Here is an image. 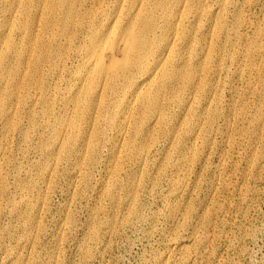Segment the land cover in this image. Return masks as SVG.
I'll return each mask as SVG.
<instances>
[{"label": "rangeland", "instance_id": "obj_1", "mask_svg": "<svg viewBox=\"0 0 264 264\" xmlns=\"http://www.w3.org/2000/svg\"><path fill=\"white\" fill-rule=\"evenodd\" d=\"M36 1L43 9L44 1ZM53 1L59 8L63 4ZM203 3L217 13L203 16L204 22L198 20L196 31L200 35L204 32L210 41L218 19L227 24L224 32L216 29L214 34L215 62L208 86L202 95L195 88L182 90L181 95L175 90L167 92L162 101L168 110L160 124L158 116L147 113L142 125L141 101L136 104L131 98L118 101L107 96L85 106L86 85L75 84L80 69L77 60L71 66L70 50L63 51L62 57L54 55L50 62H40L37 73L27 67L32 65L27 60L35 58L33 53L38 57L34 40L28 39L26 46L16 40L25 50L24 57L27 55L24 67L20 73L0 68L5 78L0 79V98L6 99L0 104V264H264V0ZM34 11L36 22L39 20L35 33L45 37V42L54 41L57 25L46 24V11L42 16ZM8 19L0 16V55L15 69V53L4 42L5 29L12 22ZM200 48L193 55H200ZM212 87L213 94L209 92ZM203 108L212 113L217 109L219 118L210 122ZM128 119L131 126L141 123L145 128L137 138L138 146L130 151L121 143L128 131L120 132L122 122ZM197 125L202 131L196 137L192 127Z\"/></svg>", "mask_w": 264, "mask_h": 264}, {"label": "bare ground", "instance_id": "obj_2", "mask_svg": "<svg viewBox=\"0 0 264 264\" xmlns=\"http://www.w3.org/2000/svg\"><path fill=\"white\" fill-rule=\"evenodd\" d=\"M44 5H42L36 0H0V16L4 20L8 21V18L12 19L11 25L5 29L6 41H4L8 49H12V54L16 56V61L18 62L14 66L15 69L7 63V60L3 56L0 58L1 69H7L10 71L19 72L24 67L26 63L24 52L16 43L19 39L22 44L28 39L34 40L35 50L38 51L34 54L35 58L28 63L32 65L27 66L33 68L35 72L39 71V64L43 62L47 63L53 58L54 55H63V51L72 52L73 62L71 66L76 65L79 69L78 77L74 79L75 84L81 83L80 85H86L84 88V100L83 104L87 107L99 100L98 103L104 98L111 97L119 101L122 98L123 101L133 99L136 104L141 101L139 108L143 109L141 116L142 125L146 118L145 114H153V116H158L157 120L160 123L166 117L167 103H163L162 97L165 98L167 92L176 91L175 93L181 95L182 90L195 88L197 94L205 92L206 86H208L210 70L213 67L214 61V51L216 49L213 43L214 34L216 29L221 32L224 30L225 25L224 20L218 19L213 28V37L209 41L204 38V32L196 31V25L198 20H200L205 15L212 16L211 10L205 7L203 0H61L62 6L59 8V4L56 5L53 0H43ZM57 1V0H56ZM60 0H58L59 2ZM40 2V0H39ZM207 2V1H206ZM209 2V1H208ZM43 3V2H42ZM208 5V4H207ZM225 4H223L224 6ZM237 5V4H236ZM211 6V4H210ZM222 6V7H223ZM212 9V7H210ZM39 12L41 14L46 11L47 21L44 23L57 25L58 32L53 35L54 41L45 42L46 39L42 38L41 34L35 33L36 23L33 13ZM223 10V9H222ZM34 11V12H33ZM237 11V10H236ZM240 11V10H239ZM33 12V13H32ZM222 12V11H221ZM223 13V12H222ZM240 13V12H239ZM39 14V15H40ZM221 14V13H220ZM236 14V13H235ZM238 14V13H237ZM36 15V14H35ZM44 15V14H43ZM219 15V14H218ZM42 16V14H41ZM40 16V17H41ZM216 16V15H215ZM222 16V14H221ZM220 16V17H221ZM236 16V15H235ZM38 17V18H40ZM37 19V18H36ZM44 19V20H45ZM207 19V18H206ZM202 20V19H201ZM212 20V19H211ZM216 20V19H215ZM10 21V20H9ZM8 21V22H9ZM43 21V20H42ZM203 21V20H202ZM205 21V20H204ZM203 21V22H204ZM210 21V20H208ZM226 21V20H225ZM5 22V21H4ZM7 22V23H8ZM50 22V23H49ZM215 22V21H214ZM6 23V24H7ZM41 23V22H40ZM202 23V22H200ZM241 23V22H240ZM214 24V23H213ZM3 25V24H2ZM51 25V26H52ZM55 25V26H56ZM204 25V24H203ZM202 25V26H203ZM212 25V24H211ZM240 25V24H239ZM238 25V26H239ZM5 26V25H4ZM7 26V25H6ZM49 26V25H48ZM201 26V27H202ZM213 26V25H212ZM45 27V24H44ZM50 27V26H49ZM46 26V28H49ZM53 27V26H52ZM50 27V28H52ZM218 27V28H217ZM234 27V26H233ZM54 28V27H53ZM210 28V27H209ZM227 28V27H226ZM57 29V28H56ZM42 30V29H41ZM212 30V31H213ZM55 31V30H54ZM57 31V30H56ZM210 31V30H209ZM38 32V31H37ZM41 32V31H40ZM53 33V30H51ZM199 32V33H198ZM218 32V31H217ZM224 32V31H223ZM49 33V32H48ZM238 33V32H237ZM25 34V35H24ZM44 35V32L42 33ZM54 34V33H53ZM206 34V33H205ZM227 34V32H226ZM4 35V33H3ZM201 37H200V36ZM208 35V34H207ZM232 35V34H231ZM2 36V35H1ZM51 36V35H50ZM218 36V35H217ZM222 36V34H221ZM220 36V37H221ZM230 36V35H229ZM4 37V36H3ZM2 37V38H3ZM18 37V38H17ZM1 38V37H0ZM48 38V37H47ZM66 39L67 43L62 44L61 39ZM204 38V39H203ZM218 38V37H217ZM216 38V39H217ZM230 38V37H229ZM240 38V37H239ZM249 38V37H248ZM219 39V38H218ZM226 39V38H225ZM18 40V41H19ZM61 40V41H60ZM202 40H205L202 42ZM208 40V41H207ZM222 40V39H221ZM244 40V39H243ZM2 41V40H1ZM64 41V40H63ZM33 42V41H32ZM216 42V41H215ZM241 42V41H240ZM29 43V42H28ZM1 44V43H0ZM21 44V43H20ZM31 44V43H30ZM33 44V43H32ZM31 44V45H32ZM33 44V45H34ZM218 44V43H217ZM241 44V43H240ZM4 45V43H3ZM182 45V47H179ZM222 45V44H219ZM218 45V46H219ZM249 45V44H248ZM2 46V44H1ZM24 46V45H23ZM26 46V43H25ZM197 47H201V54L193 55L194 50ZM220 47V46H219ZM225 47V46H224ZM223 47V48H224ZM232 47V46H231ZM4 48V47H3ZM27 48V47H26ZM31 48V47H30ZM217 48V46H216ZM2 49V47H1ZM6 49V48H5ZM7 49V50H8ZM29 49V48H28ZM222 49V48H221ZM234 49V48H233ZM248 52L251 53V49L248 48ZM246 49V50H247ZM1 51V50H0ZM11 51V50H10ZM9 51V52H10ZM36 51V52H37ZM40 51V53H39ZM220 51V50H219ZM222 51V50H221ZM220 51V52H221ZM8 52V53H9ZM28 52V50H27ZM32 51H30L31 53ZM35 52V51H34ZM235 52V51H234ZM240 52V51H239ZM2 53V52H0ZM5 53V52H4ZM66 53V52H65ZM224 53V49L223 52ZM249 53V54H250ZM6 54V53H5ZM69 54V53H68ZM247 54V53H245ZM31 55V54H30ZM30 55L28 57H30ZM222 55V54H220ZM235 55V54H234ZM69 56V55H68ZM245 56V55H244ZM9 57V56H8ZM12 57V56H11ZM10 57V59H11ZM233 57V56H232ZM235 57V56H234ZM180 59L176 62V59ZM193 58H196L193 60ZM251 58V57H250ZM221 59V56H220ZM14 60V59H13ZM65 60V59H64ZM83 60V61H82ZM217 60V59H216ZM240 60V59H239ZM14 61V62H16ZM53 61V60H52ZM56 61V59H55ZM82 61V62H81ZM41 62V63H40ZM60 62V61H59ZM53 63V62H52ZM57 63V61H56ZM64 63V62H62ZM66 63V62H65ZM228 63V62H227ZM235 63V62H234ZM219 64V63H218ZM14 65V64H13ZM49 65V64H48ZM58 65V64H57ZM217 65V64H216ZM41 66V65H40ZM44 66V65H43ZM46 66V64H45ZM54 66V64H53ZM63 68V64L61 65ZM22 67V68H21ZM47 67V66H46ZM59 67V66H58ZM57 67V69H58ZM238 67V66H237ZM247 67V66H245ZM41 68V67H40ZM48 68V67H47ZM61 68V67H60ZM59 68V70H60ZM26 69V67H25ZM24 69V70H25ZM222 69V67H221ZM29 70V69H28ZM27 70V72H28ZM31 70V69H30ZM43 70V67H42ZM75 70V69H74ZM217 70V69H216ZM8 71L6 73H8ZM48 71V70H47ZM45 71V72H47ZM64 71V70H63ZM66 71V70H65ZM219 71V70H218ZM225 71V70H224ZM4 72V71H3ZM34 72V74H35ZM53 72V71H51ZM59 72V71H58ZM61 72V71H60ZM74 72V71H73ZM30 73V72H29ZM36 73V74H37ZM42 73V72H41ZM49 73V72H48ZM62 73V72H61ZM76 73V72H75ZM236 73V72H235ZM10 74V73H9ZM16 74V73H15ZM27 74V73H26ZM33 74V75H34ZM40 74V73H39ZM43 74V73H42ZM55 74V73H54ZM60 74V73H59ZM77 74V73H76ZM215 74V73H214ZM227 74V73H226ZM2 72L0 71V79ZM8 75V74H7ZM25 74H23L24 76ZM32 75V76H33ZM47 75V73L45 74ZM63 75V74H62ZM20 76V75H19ZM26 76V75H25ZM28 77V75L26 76ZM34 77V76H33ZM40 77V76H39ZM59 77V75H58ZM63 77V76H62ZM234 77V76H233ZM241 77V76H240ZM7 78V77H6ZM140 78V79H138ZM212 78V77H210ZM3 79H5L3 77ZM1 79V80H3ZM25 79V77L23 78ZM32 79V77H31ZM37 79V78H36ZM72 79V78H70ZM69 79V80H70ZM17 80V79H16ZM18 83V81H16ZM27 80V79H26ZM35 78L33 79V81ZM47 80V79H46ZM56 80V79H55ZM214 80V79H213ZM217 80V79H216ZM4 81V80H3ZM32 82V80H30ZM66 81V80H65ZM68 81V80H67ZM212 81V80H211ZM229 81V80H228ZM14 82V80H13ZM21 82V81H20ZM19 82V83H20ZM36 82V81H35ZM38 82V81H37ZM40 82V81H39ZM38 82V83H39ZM63 82V81H62ZM73 82V81H72ZM218 82V80H217ZM222 82V81H221ZM11 83L10 81L8 82ZM26 83V81H25ZM24 83V84H25ZM30 83V82H29ZM33 83V82H32ZM55 83V81H54ZM57 83V82H56ZM61 83V82H59ZM58 83V84H59ZM214 83V82H213ZM219 83V82H218ZM223 83V82H222ZM21 84V83H20ZM28 84V83H26ZM37 84V83H36ZM49 84V83H48ZM73 84V83H72ZM3 85V84H2ZM1 85V86H2ZM16 85V83H15ZM57 85V84H56ZM12 86V85H11ZM54 86V84L52 85ZM68 86V85H67ZM73 86V85H72ZM79 86V84H78ZM5 87V86H4ZM15 87V86H14ZM18 87V86H17ZM23 87V86H22ZM60 87V86H59ZM84 87V86H83ZM220 87V86H219ZM11 88V87H10ZM41 88V87H40ZM39 88V89H40ZM57 87H53V90ZM69 88V87H67ZM75 88V86H74ZM236 88V87H235ZM3 89V88H2ZM1 89V90H2ZM6 89V87H5ZM12 89V88H11ZM21 89V88H20ZM50 89V88H49ZM66 89V88H65ZM82 89V88H81ZM210 89V88H209ZM213 87L210 89V93L213 91ZM8 90V89H7ZM4 91V90H3ZM2 91V92H3ZM10 91V90H9ZM17 91V90H16ZM19 91V90H18ZM47 91V90H46ZM66 91V90H65ZM78 91V90H77ZM82 91V90H79ZM82 91V92H83ZM219 91V90H218ZM217 91V92H218ZM21 92V91H20ZM166 92V93H164ZM12 93V92H11ZM9 93V94H11ZM53 93V92H52ZM78 93V92H77ZM174 93V94H175ZM8 94V93H7ZM3 94L4 96H7ZM81 94V93H79ZM213 94V92H212ZM1 95V94H0ZM13 94H11L12 96ZM23 95V94H22ZM21 95V96H22ZM32 95V94H31ZM38 95V94H37ZM40 95V94H39ZM74 95V94H73ZM192 95V93H191ZM194 95V94H193ZM192 95V96H193ZM202 95V94H201ZM234 95V94H233ZM17 96V95H16ZM50 96V95H49ZM61 96V95H60ZM78 96V95H77ZM76 96V97H77ZM168 96V95H167ZM177 96V95H176ZM186 96V95H185ZM210 94L208 95V97ZM217 96V95H216ZM220 96V95H219ZM38 97V96H37ZM48 97V96H47ZM82 97V96H81ZM100 97V99H99ZM169 97V96H168ZM175 97V96H174ZM179 96H177L178 98ZM181 97V96H180ZM179 97V98H180ZM211 97V96H210ZM24 98V97H22ZM53 98V96H52ZM190 98V97H189ZM195 98V97H194ZM212 98H214L212 96ZM211 98V99H212ZM4 98H0V104H3ZM11 99V98H10ZM16 99V98H15ZM25 99V98H24ZM72 99V98H71ZM78 99V98H77ZM81 99V98H79ZM108 99V98H107ZM114 99V100H115ZM167 99V98H166ZM172 99V98H170ZM169 99V100H170ZM174 99V98H173ZM176 99V97H175ZM200 99V98H199ZM198 99V100H199ZM6 100V99H4ZM9 100V99H8ZM43 100V99H42ZM51 100V99H50ZM64 100V99H63ZM69 100V99H68ZM74 100V99H73ZM168 100V101H169ZM189 101L188 99H186ZM195 99L192 100V102ZM197 100V99H196ZM210 100V98H209ZM52 101V100H51ZM50 101V102H51ZM105 101V100H104ZM109 101V100H107ZM106 101V102H107ZM138 101V102H137ZM191 101V100H190ZM220 101V100H219ZM6 102V101H5ZM70 102V101H67ZM66 102V103H67ZM76 102V101H75ZM81 100L79 101V103ZM177 102V101H176ZM190 102V104H193ZM13 103V102H12ZM54 103V102H53ZM72 103V102H71ZM78 103V105H79ZM96 102V104H98ZM111 103V102H110ZM118 103V102H117ZM127 103V102H125ZM180 103V102H179ZM195 103V102H194ZM200 103V101H199ZM213 103V102H212ZM216 103V102H215ZM33 104V103H32ZM49 105V103H47ZM69 104V103H68ZM82 104V105H83ZM113 104V103H112ZM135 104V103H134ZM189 104V103H188ZM210 104V103H209ZM52 105V104H51ZM67 105V104H65ZM100 105V104H98ZM103 104L101 103V106ZM131 105V104H130ZM205 105V104H204ZM222 105V104H221ZM15 106V105H14ZM53 106V105H52ZM105 106V105H104ZM103 106V107H104ZM192 105H190L191 107ZM194 106V105H193ZM192 106V107H193ZM206 106V105H205ZM216 106V105H215ZM17 107V106H16ZM24 107V106H23ZM33 107V106H32ZM79 107V106H78ZM125 107V106H124ZM132 107L135 106L132 103ZM180 107V105L178 106ZM177 107V108H178ZM186 107V106H185ZM189 107V108H190ZM191 107V108H192ZM207 107V106H206ZM218 107V106H216ZM233 107V106H232ZM235 107V106H234ZM13 108V107H12ZM49 108V107H48ZM51 108V107H50ZM49 108V109H50ZM95 108V107H94ZM98 108V106H97ZM102 107H100L101 109ZM107 108V107H104ZM129 108V107H128ZM176 108V107H175ZM11 109V108H10ZM45 109V108H44ZM43 109V110H44ZM53 109V108H51ZM81 110V108H79ZM90 109V108H89ZM99 109V110H100ZM109 109V107H108ZM118 109V107H117ZM127 109V108H126ZM125 109V110H126ZM136 109V108H135ZM170 109V108H169ZM231 109V108H229ZM21 110V109H20ZM57 110V109H56ZM77 110V108H76ZM85 110V108H84ZM84 110L81 113H84ZM95 110V109H94ZM113 110V109H112ZM120 110V109H119ZM129 110V109H127ZM133 112V109H131ZM140 109L136 110L139 111ZM171 110V109H170ZM196 110V109H195ZM204 110V108H203ZM221 110V109H219ZM10 111V110H9ZM18 111V110H17ZM49 111V110H48ZM52 110H50L51 112ZM79 111V110H78ZM96 111V110H95ZM124 111V109H123ZM135 111V110H134ZM187 111V110H186ZM190 111V110H189ZM205 115L213 122L219 116L217 109L215 113H212L208 108H205ZM213 111V110H212ZM46 112V111H44ZM69 112V111H68ZM88 112V111H87ZM92 112V111H90ZM102 112V111H101ZM100 112V114H101ZM109 112V111H106ZM173 112V111H172ZM182 112V111H181ZM180 112V114H181ZM197 112V111H195ZM234 112V111H233ZM6 112H4L5 114ZM9 113V112H8ZM33 112H31L32 114ZM54 113V112H53ZM59 113V112H58ZM95 113V112H94ZM99 114V111L97 112ZM105 113V112H104ZM103 113V114H104ZM111 113V112H110ZM118 113V111H117ZM122 113V112H121ZM120 115H123L121 114ZM7 114V113H6ZM20 114V113H17ZM41 114V113H40ZM45 114V113H44ZM67 114V113H66ZM71 114V113H70ZM77 114V113H76ZM75 114V116H76ZM112 114V113H111ZM126 114V113H125ZM137 114V113H136ZM140 114V113H139ZM147 114V115H148ZM184 114V113H183ZM189 114V113H188ZM186 112V115H188ZM193 114V113H192ZM197 114V113H195ZM22 115V114H21ZM47 115V113H46ZM81 118H82V114ZM107 115V114H106ZM105 115V117H106ZM109 115V114H108ZM119 115V117H121ZM130 115V114H129ZM132 115V113H131ZM135 115V114H134ZM169 115V114H168ZM167 115V117H168ZM194 115V114H193ZM203 115V114H202ZM8 116V115H7ZM34 116V115H33ZM51 117V114L49 115ZM62 115L60 114L59 117ZM67 116V115H66ZM74 116V115H73ZM92 116V115H91ZM90 116V117H91ZM96 116V115H94ZM102 116V115H101ZM111 116V115H110ZM133 116V115H132ZM132 116L131 119L133 118ZM185 116V115H184ZM191 116V114H190ZM198 116V115H197ZM48 117V115H47ZM128 117V118H129ZM137 117V116H135ZM139 117V116H138ZM151 117V116H150ZM171 117V116H170ZM195 118V116H193ZM8 118V117H7ZM53 118V117H52ZM63 118V117H62ZM74 118H79V115ZM96 118V117H94ZM99 118V117H98ZM107 118V117H106ZM110 118V117H109ZM118 118V117H117ZM156 118V117H154ZM169 118V117H168ZM173 118V117H172ZM186 118V117H184ZM189 118V117H188ZM198 118V117H197ZM196 118V119H197ZM219 118V117H218ZM61 119V118H60ZM89 119V118H88ZM123 119V118H122ZM131 119L124 120L120 127V132H127V136L123 138L126 146L134 150L137 145V138L144 132V127L136 124L131 126ZM134 119V118H133ZM181 119V118H179ZM192 119V118H191ZM190 119V120H191ZM6 120V119H5ZM36 120V119H35ZM56 120V119H55ZM62 120V119H61ZM76 120V119H75ZM78 120V119H77ZM81 120V119H80ZM104 120V119H103ZM117 120V119H116ZM121 120V119H120ZM182 120V119H181ZM188 120V119H187ZM189 120V121H190ZM219 120V119H218ZM63 121V120H62ZM83 121V120H82ZM97 121V119H96ZM101 120H99L100 122ZM135 121V120H134ZM166 121V120H165ZM175 121V120H174ZM186 121V120H185ZM186 121V122H189ZM194 121V120H193ZM197 121V120H196ZM43 122V121H42ZM59 122V121H58ZM78 122V121H77ZM98 122V121H97ZM98 122V123H99ZM119 122V121H118ZM138 122V121H137ZM169 122V120H168ZM176 122V121H175ZM7 123V122H6ZM5 123V124H6ZM50 123V122H49ZM48 123V124H49ZM61 123V122H60ZM64 123V121H63ZM79 123V122H78ZM90 123H92L90 121ZM89 123V124H90ZM95 124V121L93 120ZM92 123V124H93ZM97 123V124H98ZM107 123V122H106ZM156 123V122H155ZM154 123V125H155ZM164 123V122H163ZM172 123V122H171ZM181 123V121H180ZM191 123V122H190ZM197 123V122H196ZM219 123V122H218ZM228 123V122H227ZM73 124V123H71ZM91 124V126H92ZM96 124V125H97ZM100 124V123H99ZM138 124V123H137ZM166 123H164L165 125ZM176 124V123H175ZM182 124V123H181ZM184 124V122H183ZM182 124V125H183ZM192 124V123H191ZM207 124V123H206ZM18 125V124H17ZM62 125V124H61ZM69 125V124H67ZM81 125V123H80ZM101 125V124H100ZM110 125V124H109ZM116 125V124H115ZM133 125V124H132ZM167 123V127H168ZM180 125V124H179ZM186 125V124H185ZM184 125V126H185ZM194 125V123H193ZM212 125V124H211ZM58 126V125H57ZM65 127V124H63ZM99 126V125H98ZM120 126V125H119ZM200 126V125H199ZM198 125L192 127V133L195 135L198 130ZM220 126V125H219ZM62 127V126H61ZM79 127V125H78ZM77 127V128H78ZM106 127V126H105ZM110 127V126H109ZM154 127V126H153ZM157 127V126H156ZM155 127V129H156ZM161 127V126H160ZM166 127V128H167ZM176 127V125H175ZM178 127V126H177ZM181 127V126H180ZM68 128V127H67ZM66 128V130H67ZM72 128V127H71ZM94 128V127H92ZM91 128V130H92ZM96 128V127H95ZM98 128V127H97ZM103 128V127H102ZM174 128V127H173ZM11 129V128H10ZM90 129V127H89ZM160 129V128H159ZM169 129V128H168ZM176 129V128H175ZM6 130V129H5ZM55 130V129H54ZM65 129H61V132ZM65 130V131H66ZM98 130V129H97ZM106 130V128H104ZM103 130V131H104ZM118 130V127H117ZM148 129L147 131H149ZM154 130V128L152 129ZM151 130V131H152ZM161 130V129H160ZM171 130V129H170ZM173 130V129H172ZM177 130V129H176ZM10 131V130H9ZM64 131V132H65ZM80 131V130H79ZM95 131V130H94ZM93 131V133H94ZM102 131V133H103ZM179 131V130H178ZM25 132V131H24ZM75 132V131H74ZM88 132V131H87ZM91 132V131H90ZM154 132V131H153ZM158 132H160L158 130ZM187 132V131H186ZM66 133V132H65ZM92 133V134H93ZM96 133V132H95ZM119 133V134H121ZM170 133V132H169ZM175 133V132H174ZM173 133V134H174ZM177 133V131H176ZM190 133V132H189ZM207 133V132H206ZM23 134V133H22ZM25 134V133H24ZM60 134V133H59ZM62 134V133H61ZM68 134V133H67ZM66 134V135H67ZM72 134V133H70ZM74 134V133H73ZM72 134V135H73ZM78 134V133H77ZM85 134V133H84ZM97 134V133H96ZM96 134H94L96 136ZM149 132L147 133V135ZM160 134V133H159ZM188 134V133H187ZM201 134V132H200ZM55 135V134H54ZM63 135V134H62ZM122 135V134H121ZM146 135V136H147ZM170 135V134H169ZM176 135V134H175ZM191 135V134H190ZM59 136V135H58ZM88 136V135H87ZM95 136L93 137L95 139ZM124 136V135H123ZM121 136V137H123ZM142 136V135H141ZM152 136V135H151ZM166 136V135H165ZM171 136V135H170ZM189 136V135H188ZM198 135H196L197 137ZM211 136V135H210ZM25 137V136H24ZM47 137V136H46ZM56 137V136H55ZM64 137V136H62ZM85 137V136H84ZM92 138V136H88ZM148 137V136H147ZM146 137V138H147ZM191 137V136H190ZM205 137V136H204ZM26 138V137H25ZM58 138V137H57ZM60 138V137H59ZM81 138V137H80ZM145 138V139H146ZM152 138V137H151ZM154 138V137H153ZM152 138V139H153ZM157 138V137H156ZM169 138V137H168ZM173 138V137H172ZM55 139V138H54ZM65 139V138H64ZM70 139V138H69ZM68 139V140H69ZM87 139V138H85ZM83 139V140H85ZM109 139V138H108ZM150 139V137H149ZM181 139V138H180ZM196 139V138H195ZM200 139V138H199ZM202 139V138H201ZM213 139V138H212ZM25 140V139H24ZM90 140V139H89ZM144 140V138H143ZM154 140V139H153ZM177 140V139H176ZM185 140V139H184ZM189 140V139H188ZM187 140V141H188ZM216 140V139H215ZM65 141V140H64ZM147 141V140H146ZM145 141V142H146ZM150 141V140H149ZM147 141V142H149ZM170 141V140H169ZM183 141V140H182ZM203 141V140H202ZM213 141V140H212ZM52 142V141H51ZM62 142V140H61ZM74 142V141H73ZM72 142V143H73ZM93 142V141H92ZM91 142V143H92ZM100 142V141H99ZM98 142V143H99ZM142 142V141H141ZM152 142V141H151ZM154 142V141H153ZM197 142V141H196ZM60 143V142H59ZM64 143V142H63ZM76 143V142H75ZM74 143V144H75ZM166 143V142H165ZM185 143V142H184ZM62 144V143H61ZM84 144V143H83ZM87 144V142H85ZM174 144V143H173ZM186 144V143H185ZM46 145V144H45ZM91 145V144H90ZM94 145V144H93ZM96 145V144H95ZM98 145V144H97ZM96 145V147H97ZM143 145V144H142ZM147 145V143H146ZM149 145V144H148ZM202 145V144H201ZM66 146V145H64ZM80 146V145H79ZM84 146V145H83ZM89 146V145H88ZM138 146V145H137ZM181 146V145H180ZM188 146V145H185ZM184 146V147H185ZM72 147V146H71ZM90 147V146H89ZM102 147V146H101ZM114 147V146H113ZM142 147V146H140ZM139 147V151L141 150ZM147 146H144V148ZM154 147V146H153ZM175 147V146H174ZM191 147V146H190ZM199 147V146H198ZM81 148V147H80ZM95 148V146H94ZM98 148V147H97ZM126 148V147H125ZM75 149V148H74ZM93 149V148H92ZM143 149V148H142ZM188 149V148H187ZM185 149V150H187ZM69 150V149H68ZM73 150V149H72ZM144 150V149H143ZM148 150V149H147ZM151 150V149H150ZM112 151V150H111ZM120 151V150H119ZM76 152V151H75ZM125 152V151H124ZM141 152V151H140ZM192 152V151H191ZM77 153V152H76ZM100 153V152H99ZM114 153V152H113ZM137 153V152H136ZM135 153V154H136ZM79 154V153H78ZM116 154V153H115ZM144 154V152H143ZM170 154V153H169ZM94 156V155H93ZM154 156V155H153ZM208 156V155H207ZM118 157V156H117ZM143 157V156H142ZM166 157V156H165ZM59 158V157H58ZM192 158V156H191ZM79 159V158H78ZM167 159V158H166ZM165 159V161H166ZM171 159V158H170ZM81 160V159H80ZM143 160V159H142ZM84 161V160H83ZM111 161V160H110ZM114 161V160H113ZM164 161V162H165ZM90 162V161H89ZM120 162V161H119ZM145 162V161H144ZM162 163V161H161ZM177 163V162H176ZM119 164V163H118ZM121 164V163H120ZM170 164V163H169ZM186 164V163H185ZM205 164V162H204ZM115 165V164H114ZM140 165V164H139ZM164 165V164H163ZM167 165V164H166ZM88 166V165H87ZM150 166V165H149ZM75 167V166H74ZM81 168V166H80ZM87 168V167H85ZM182 168V167H181ZM203 168V167H202ZM205 168V167H204ZM74 169V168H73ZM115 169V168H114ZM146 170V169H145ZM162 171V170H161ZM91 173V172H90ZM181 173V172H180ZM111 174L112 171H111ZM147 175V174H146ZM83 176V175H82ZM141 176V175H140ZM171 176V175H170ZM174 176V175H173ZM53 177V176H52ZM75 177V176H74ZM137 177V176H136ZM156 177V176H155ZM179 177V176H178ZM83 179V178H82ZM154 179V178H153ZM183 179V178H181ZM137 180V179H136ZM123 181V180H122ZM135 181V180H134ZM72 182V181H71ZM76 182V181H75ZM117 182V181H116ZM140 182V181H139ZM186 182V181H185ZM48 183V182H47ZM119 183V182H118ZM184 184V183H183ZM112 185V184H111ZM115 185V184H114ZM175 186V185H174ZM177 186V185H176ZM182 186V185H181ZM187 186V185H186ZM185 187V186H184ZM129 189V188H128ZM134 192V191H132ZM138 192V191H137ZM110 193V191H109ZM136 193V192H135ZM133 194V193H131ZM137 195V194H136ZM135 195V196H136ZM138 197V196H137ZM133 199V198H131ZM130 200V199H129ZM137 204V203H136ZM133 207V206H132ZM137 208V207H136ZM135 209V207H134ZM138 210V209H137ZM136 210V211H137ZM134 211V210H133ZM135 212V211H134ZM142 215V214H141ZM140 216V214H139ZM131 217V215H130ZM127 218V217H126ZM129 218V217H128ZM90 226V225H89ZM189 250V249H187ZM190 254V253H189Z\"/></svg>", "mask_w": 264, "mask_h": 264}]
</instances>
